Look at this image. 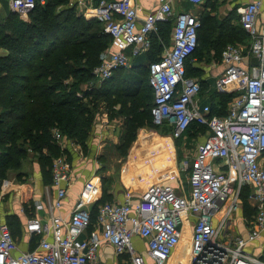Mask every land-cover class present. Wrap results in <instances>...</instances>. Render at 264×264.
Returning <instances> with one entry per match:
<instances>
[{
  "label": "built area",
  "instance_id": "1",
  "mask_svg": "<svg viewBox=\"0 0 264 264\" xmlns=\"http://www.w3.org/2000/svg\"><path fill=\"white\" fill-rule=\"evenodd\" d=\"M187 1L200 4L206 0ZM262 1L250 0L235 7L248 40L228 43L221 51L222 69L214 88L216 92L234 93L224 115H210V107L199 103V80L185 76V60L197 45L198 15L177 12L171 44L164 46L158 60L148 64L152 121L158 124L166 119L173 123L175 137L191 121L208 129L193 153L179 160L178 169L187 175V191L178 187V192L166 182H149L136 199L128 193L121 201L97 205L93 222L91 209L82 197L63 217L59 209L71 175L65 150L72 146V140L53 129L52 138L62 153L52 158L51 183L45 186L43 199L29 205L32 210L24 225L28 237L38 240L37 245L18 251L0 212V264H98L97 251L102 243L112 246L125 264H168L174 253L185 250L178 249L185 224L190 240L181 264H264V239L259 240L264 232V23L258 22ZM35 2L8 0V7L23 16ZM90 2L93 18L102 23L114 47L106 49L92 68L99 82L109 78L116 68L128 67L132 57L149 50L150 36L157 32L158 23L173 17L171 0H160L141 20L132 0ZM191 61L196 64L194 59ZM9 185L7 178L0 179V195L8 192ZM244 186L251 189L249 200L255 213L244 233L234 235L228 214L237 209ZM51 187L55 195L50 193ZM226 202L225 212L217 216ZM256 240L262 244L258 254L253 255L246 246Z\"/></svg>",
  "mask_w": 264,
  "mask_h": 264
},
{
  "label": "trees",
  "instance_id": "2",
  "mask_svg": "<svg viewBox=\"0 0 264 264\" xmlns=\"http://www.w3.org/2000/svg\"><path fill=\"white\" fill-rule=\"evenodd\" d=\"M202 6L197 14L200 20L197 45L185 60L187 77H200L203 72L193 66L192 59L219 61L226 44L248 40L235 8L219 17L214 0H206ZM27 16L23 19L10 11L0 16V49L3 50L0 53V179L15 172L16 181L26 182L27 174L21 168L31 158L39 167L42 182L50 184L51 160L62 153L52 138V130L57 129L84 147L102 104L109 119L123 118L121 141L116 146L123 157L139 127L154 129L162 135L173 132V123L168 120L158 124L152 121L153 92L148 83V64L158 60L164 46H168L173 17L159 22L157 32L151 34V45L145 52L147 64L140 55L136 56L138 60L131 72L118 67L109 78L99 82L92 68L112 41L103 32L101 22L85 18L69 0H45L43 4L36 0ZM143 66L144 76L138 73ZM233 95L213 90L210 115H224ZM116 105L118 108H114ZM207 131L206 125L191 121L174 139L178 159H181L178 150L183 134L189 140L202 137ZM124 166L129 169L127 164ZM250 191L244 186L239 192L246 225L255 213L249 200ZM96 208L97 204L91 210L92 222ZM7 223L13 235L15 228L11 222Z\"/></svg>",
  "mask_w": 264,
  "mask_h": 264
},
{
  "label": "crops",
  "instance_id": "3",
  "mask_svg": "<svg viewBox=\"0 0 264 264\" xmlns=\"http://www.w3.org/2000/svg\"><path fill=\"white\" fill-rule=\"evenodd\" d=\"M214 1L216 5L218 4L216 1H225V3L220 6L221 12L218 13V9L216 11L219 17H223L230 9L235 8V6L240 3L250 0ZM159 2L160 0H132V3L137 8L139 20H141L147 12L158 6ZM202 3L201 10L203 7ZM69 4L74 5L77 12L82 14L85 18H93L90 0H69ZM197 5L198 4H192L187 0H171L173 23L174 16L177 12L182 10L191 11L193 6L195 7ZM9 11L8 0H0V16L6 15ZM258 22L264 23V0L262 1ZM170 44L171 39L169 40L168 46ZM113 49V42L111 41L107 50L111 51ZM0 53H3V50L0 49ZM145 55H147L145 52L140 54V59L143 60L144 64H147L148 57H145ZM137 60V57H132L129 67H132ZM193 66L201 68L203 71L200 77H196L201 87L198 93L199 103L200 105H208L210 107L209 102L211 100V93L213 90L215 91L214 80L222 69L220 59L219 61L213 60L211 62H206L204 60L196 61V64ZM204 86L205 88H203ZM114 108H116V106H114ZM144 128L146 129V127H139L137 129L136 138L128 147L126 155L124 157L121 156L117 152V141L115 138L117 132H123V118L117 117L109 119L104 104L101 105L100 113L89 131L85 147L72 141V146L68 147L65 153L70 164L71 175L68 187H66V194L62 201V207L59 209L60 215L67 217L78 197L84 198L87 206L91 210L93 206L95 204L98 205L102 199L121 201L128 193L131 199H136L138 194L149 182H166L176 189L179 187L187 191V175L178 169L180 159H178L177 156L174 143L175 136H173L172 133L162 135L157 131L155 132L154 129L151 130L156 135L167 139L172 155L169 163H165L164 165L162 163L159 164L158 160L153 158H149L147 161L146 153H148V151L146 145H141L136 155H130V149L137 139L138 130ZM103 135H106V137L103 138ZM201 139L202 137H198L195 143ZM27 161L28 159L23 162L21 168L22 171L28 174L26 182L22 184L19 183L15 180V172H10L7 177H4L10 181L9 190L5 194L0 195V212L3 214L6 221L11 222V226L15 228L13 236L17 243L18 251L31 250L37 245L38 240L33 237H28L27 233L24 231V225L26 218L31 214L32 210L28 209V206L32 205L33 202L37 200H42L44 188L46 185H49V183L45 184L42 182L39 167L36 161L32 159H30L31 162L29 161V164H32L29 165L31 166L32 173H27ZM126 162L129 163L127 164L129 166L128 170L124 169V164ZM113 163H117V170L113 171L111 167ZM181 174H185V185L181 180ZM179 188L177 189L178 192H180ZM50 193L55 195V189L51 187ZM24 204H26V208L22 211L20 208L22 206L24 207ZM245 224H243L239 230L237 228L236 231H232L233 234H243L247 227ZM262 239H264V232L262 233V238L259 240ZM181 240L184 239L180 238V242ZM187 240H190V235H187ZM135 242L139 247L141 246V242L138 238L135 239ZM97 255L98 264H125L122 256L116 255L112 246L107 243H102L99 246ZM179 258L181 257L175 259L176 262Z\"/></svg>",
  "mask_w": 264,
  "mask_h": 264
},
{
  "label": "rangeland",
  "instance_id": "4",
  "mask_svg": "<svg viewBox=\"0 0 264 264\" xmlns=\"http://www.w3.org/2000/svg\"><path fill=\"white\" fill-rule=\"evenodd\" d=\"M218 4L216 5L217 6V9H218V13H220V6L222 4L225 3V1H216ZM231 10V9H230ZM201 11V3L198 4L197 6H193V9L190 11L191 13L193 14H199V12ZM18 17L20 18H23V19H27V15H23V16H20L17 14ZM169 35H170V32H169V27H168V31H167V36H168V40H169ZM143 58V57H142ZM204 61H208L206 59H203ZM213 60H210L208 62H211ZM125 70L131 72V70H133L131 67H125ZM141 70V69H139ZM138 69H136V71H139ZM128 72V73H129ZM140 73L142 76L145 75V67L143 66L142 67V70L141 72H138ZM130 74V73H129ZM129 76H132V75H129ZM205 88V86L203 87ZM116 108H118V105H116ZM152 129H149V128H144V129H139L138 130V135H137V139L135 140V142L133 143L131 149H130V155L131 156H134L136 155V152L139 151V147L141 145H146L147 146V151L148 153H146V160L148 161L149 158H153V159H157L159 164H165V163H169V161L171 160V149H170V146L169 144L167 143V139L165 137H161V136H158L156 135L155 133H153L151 131ZM148 131V132H147ZM156 132V130H154ZM122 133V132H121ZM121 133L117 132V136L115 138V140L117 141V144L121 141L120 138H121ZM106 137V135H103V138ZM199 136L195 137V139H189L187 140V138L184 137V134L181 136V144H180V147H179V150L178 152L180 153L181 155V158L183 155H186V154H192L193 151H194V147H195V141L198 139ZM113 140V139H111ZM110 140V141H111ZM77 143V142H76ZM83 147V146H82ZM85 147V146H84ZM176 148V146H175ZM86 149V148H85ZM68 150V149H66ZM65 150V151H66ZM83 150V148H82ZM118 152V151H117ZM66 153V152H65ZM31 158H28V164H26V170H27V173H32V169H31V166L29 165H32V164H29V161H30ZM31 162V161H30ZM117 163H113L112 164V169L113 171L114 170H117ZM125 164H129L128 162H126ZM184 173V172H183ZM27 177H28V174L27 176L25 177V181L27 180ZM9 178V177H8ZM181 180L182 182L184 183L185 185V174H181ZM238 198H239V195H238ZM226 206H227V202L224 203L220 210L217 212V216H222L223 213L225 212L226 210ZM228 221H229V226H230V231H236L237 228L238 230L243 226V224L246 223L245 221V217H244V214H242V211H241V200L239 198V202H238V207L236 210H233L232 212H230L228 214ZM237 225V226H236ZM246 225V224H245ZM245 227V226H244ZM187 235H190L189 233V227L187 226V224L184 225L183 227V230H182V236L181 238H183L184 240H181L180 242V245L178 246V249H182L184 251H182L180 254L178 252L174 253L170 259V261L168 262V264H176V258L178 257H181L179 258V262L178 264H181L180 262H182L183 260H185V258L187 257V254L185 253L186 251V248L188 247L189 245V240H187ZM262 244V242H259V241H254L253 243H251L250 245L248 244L246 246V250L248 252H251V254L253 255H257L258 252H259V245ZM253 246L255 247L254 249ZM264 258V254L262 256Z\"/></svg>",
  "mask_w": 264,
  "mask_h": 264
}]
</instances>
